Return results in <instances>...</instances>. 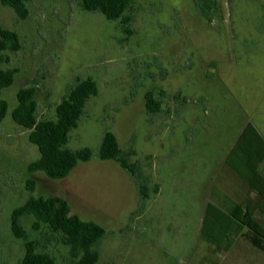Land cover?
Returning <instances> with one entry per match:
<instances>
[{"label":"rangeland","instance_id":"rangeland-1","mask_svg":"<svg viewBox=\"0 0 264 264\" xmlns=\"http://www.w3.org/2000/svg\"><path fill=\"white\" fill-rule=\"evenodd\" d=\"M218 2L209 24L193 0H135L124 26L76 0L30 2L26 19L0 1V28L22 43L2 65L17 73L2 95L9 112L0 122V264H20L25 255L11 216L31 195L29 179L34 195L62 197L72 214L106 230L97 264H264L246 237L228 252L200 238L209 201L248 191L223 163L241 129L251 122L264 137V0ZM88 79L98 95L88 100L68 147L90 148L92 160L61 180L29 173L40 153L12 118L19 90L35 84L39 119L56 120L57 106ZM151 91L158 113L147 109ZM107 131L125 152L136 151L132 161L149 181L147 198L116 162L99 159ZM33 222L22 219L38 250L68 264L61 235L35 231Z\"/></svg>","mask_w":264,"mask_h":264},{"label":"trees","instance_id":"trees-1","mask_svg":"<svg viewBox=\"0 0 264 264\" xmlns=\"http://www.w3.org/2000/svg\"><path fill=\"white\" fill-rule=\"evenodd\" d=\"M4 6L12 8L18 17L29 16L27 4L36 0H0ZM87 12H99L109 21H121L124 26L131 23L129 12L135 0H76ZM197 9L209 24L214 23L220 13L218 0H193ZM22 49L20 36L11 30L0 28V122L9 112L8 102L2 98L4 90L10 88L17 73L16 69H5L9 63V53ZM38 87L28 85L17 94L18 105L12 113L15 123L29 131V141L40 153L38 160L28 165L29 173L41 172L52 180L67 178L81 163L93 158L90 148L72 150L68 147L70 133L78 128L88 100L98 95V88L93 80L78 82L57 106L56 120H40L38 116ZM147 109L151 113L161 111V103L151 91L146 95ZM134 149L125 152L117 137L107 131L99 151L102 161L116 162L137 183V188L144 198L149 196V185L138 163L132 161ZM226 165L231 168L258 195L257 200L246 199L238 204L230 198L219 203L207 204L203 216L200 238L219 250L230 251L237 240L246 237L255 249L264 253V222L257 219V214L264 218V138L257 128L248 122L236 140L226 158ZM30 197L11 216V229L16 238L22 239L25 255L20 264H59L48 253L38 250L39 243L32 240L24 229L22 219L32 217L33 230L47 227L52 233L61 235L62 244L69 247L72 258L68 264H97L106 230L94 221L82 220L71 213L69 202L59 196H36V182L27 181ZM157 191V188L154 189Z\"/></svg>","mask_w":264,"mask_h":264},{"label":"crops","instance_id":"crops-1","mask_svg":"<svg viewBox=\"0 0 264 264\" xmlns=\"http://www.w3.org/2000/svg\"><path fill=\"white\" fill-rule=\"evenodd\" d=\"M248 123V122H247ZM245 127V126H244ZM243 127V128H244ZM243 128L241 129V131H240V133L238 134V136H237V138L235 139V141H234V143L232 144V146L230 147V149H229V151L226 153V155H225V157L223 158V163H224V165L233 173V174H235V175H237L231 168H229L227 165H226V158H227V156H228V154H229V152L232 150V148H233V146H234V144H235V142H236V140L238 139V137L240 136V134H241V132H242V130H243ZM258 130V129H257ZM261 134V133H260ZM264 138V137H263ZM238 176V175H237ZM239 177V176H238ZM240 178V177H239ZM241 179V178H240ZM244 183V182H243ZM245 184V183H244ZM246 185V184H245ZM248 188V187H247ZM225 198H229V197H227L226 195H224V196H215L214 197V199H213V201H209L208 203H210V202H213V203H219L220 202V200H222V199H225ZM257 198H258V195L256 194V193H254L253 191H251L249 188H248V191H246L243 195H238L237 196V198L236 199H234V200H236V201H234L233 199H231L232 201H234V202H236V203H238V204H244V202H245V200L246 199H251V200H257ZM207 203V204H208ZM207 204H206V206H207ZM205 209H206V207H205ZM204 213H205V210H204Z\"/></svg>","mask_w":264,"mask_h":264}]
</instances>
